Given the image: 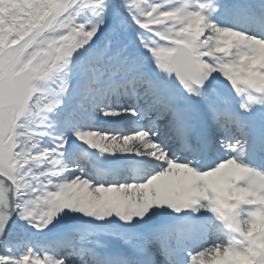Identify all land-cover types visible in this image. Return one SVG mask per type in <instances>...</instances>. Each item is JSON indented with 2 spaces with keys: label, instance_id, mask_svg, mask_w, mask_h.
Segmentation results:
<instances>
[{
  "label": "snow or ice",
  "instance_id": "snow-or-ice-1",
  "mask_svg": "<svg viewBox=\"0 0 264 264\" xmlns=\"http://www.w3.org/2000/svg\"><path fill=\"white\" fill-rule=\"evenodd\" d=\"M0 264H264V0H0Z\"/></svg>",
  "mask_w": 264,
  "mask_h": 264
}]
</instances>
